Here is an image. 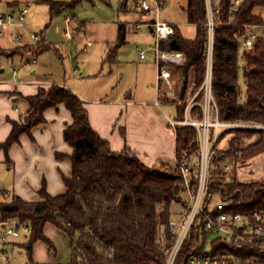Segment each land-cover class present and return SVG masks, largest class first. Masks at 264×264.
<instances>
[{
  "label": "trees",
  "instance_id": "1",
  "mask_svg": "<svg viewBox=\"0 0 264 264\" xmlns=\"http://www.w3.org/2000/svg\"><path fill=\"white\" fill-rule=\"evenodd\" d=\"M81 1L73 0L65 4L56 0H35L37 4L48 6L50 21L62 10L73 8ZM234 2H211L214 23L212 94L219 120L264 126V37L256 39L251 51L240 52V39L245 33V25L263 24V19L254 10L264 7V0H240L237 6ZM126 4L127 0L120 1L121 11L126 9ZM186 13L187 21L194 29L193 35L184 36L178 26L174 25V33L160 42V49L184 53L185 64L176 68L181 70L182 80L187 63L192 61L187 72L189 78L192 76L193 92H196L204 83L207 68V0H187ZM43 33L35 47L26 49L33 57L51 49ZM124 38V27L119 24L117 41L108 50L104 61L115 60ZM3 51L6 57L19 54L17 47H1L0 55ZM240 57L245 62L243 75L246 99L243 103L239 102ZM203 95L201 91L193 106L197 120L203 117L200 104ZM27 101L29 111L21 123L12 122L10 135L1 145L5 150L18 142L22 134L29 133L32 127L45 122L44 112L48 108H57L63 104L72 116L71 124L64 130V139L72 147V176L64 178L66 192L51 196L43 184L39 191L40 201L26 202L18 198L0 200L1 219H18L30 225L28 241L22 244L28 262L36 264L33 261V247L38 241L54 250L53 243L44 234V227L49 223L63 231L70 240L71 257L68 264H165L168 250L175 242L169 222L179 217L188 203L178 161L183 157H199L197 129L189 125H174L175 161L148 167L128 148L120 152L111 150L109 142L91 127L83 101L70 89L54 84L48 90L40 88L37 94L28 96ZM161 102L175 106L176 121L184 119L186 106L182 105L181 100L176 103L162 96ZM236 132L237 136L230 141L227 150L214 149L204 209L192 225L176 257V262L180 264H185L184 258L196 241L202 240L201 250H204L210 234L203 229L199 232L198 226L199 220L206 214H251L264 209V180L242 183L237 180L234 167L229 171V178H226L227 172L224 170L227 163L234 166L239 159L247 160L264 153V129H238ZM249 133L259 134V139L239 149L240 139ZM190 179L192 185L196 186V173L192 172ZM220 195L230 206L211 211L214 199ZM175 207H179V210ZM161 230L162 242L159 240ZM224 247L220 239L214 241V254Z\"/></svg>",
  "mask_w": 264,
  "mask_h": 264
},
{
  "label": "rangeland",
  "instance_id": "2",
  "mask_svg": "<svg viewBox=\"0 0 264 264\" xmlns=\"http://www.w3.org/2000/svg\"><path fill=\"white\" fill-rule=\"evenodd\" d=\"M56 1L70 4L73 0ZM119 1L120 0H82L73 8L62 10L60 14L50 21L49 8L45 4H37L35 0H0L1 13H10L14 10V7L18 6L20 3L27 4L29 13L26 17L25 27L23 29L24 41L34 42L31 39L32 35H37L40 40L41 32H44L45 41L51 45L50 50L33 57L26 49L35 47L38 41L24 46H17L18 43L11 36L12 29L6 28L5 34L0 37L1 47L12 48L17 46L19 52L17 55L24 56L25 54H29L36 60V63L34 69H32V66L22 67L20 58H15L13 63L10 62L6 65L5 77L11 82L15 81V78L12 76L13 69H15L18 72L17 79L20 78L22 81L32 79L45 80L50 82L51 85L67 84L72 88L73 84H78V88L80 89L81 87L90 98H103V100L107 98H116V100H118L124 98L128 94H133L135 100H149L152 103L157 102V63L154 59V52L152 50L154 39L151 37L150 29L147 26H142L138 31H135L132 26V23L134 25V22L141 19V15L137 14L134 9L137 0H127L126 13L119 9ZM186 1L187 0H165V6L160 14V19L178 26L184 36L191 37L194 33V29L187 21ZM212 1L217 2L218 0L209 1L208 14L210 18L212 17ZM234 3L235 6L238 5L236 4V0ZM255 11L257 14L262 13L264 18V7H258ZM66 17L71 18L68 26L72 33L71 38H67L65 33ZM120 20H127L129 22L130 29L126 32L127 41L117 50L116 59L113 62H106L104 59L106 57L107 42L115 41L116 43L118 36L117 28ZM79 23H82L80 27ZM47 25L48 27L45 29ZM77 27L78 29H76ZM89 42L91 43L90 45ZM242 51L241 49L240 52L242 53ZM141 52L145 53V59L140 57ZM3 54L6 53L3 51L1 55ZM244 63V59L239 60L238 84L241 91L243 90L241 99H243L245 95L242 72ZM33 70L35 74H32ZM170 70L172 72L171 88L166 85H161L160 88L165 94V97L177 103L180 101L179 92L183 82L182 74L181 70H177L175 67H171ZM74 71L79 75L81 74L82 78H76ZM191 82L192 76H190L188 80L187 92L185 98L181 100V102L183 106H186L184 116L196 119L192 105H195L193 102L199 97L201 87L196 92H193V89L190 90L188 94ZM173 91L174 93L170 94V92ZM202 102L203 99L201 103ZM162 110L172 118H175L177 115L174 105L163 103ZM215 115L213 113L212 118H214ZM231 123H236L238 125H256L243 122ZM238 129L252 130L259 128L232 126L219 130V133L220 131L221 133L214 145V149L219 151L227 150L229 146L223 149L217 147V145L222 139L227 141L229 145L230 141L237 136L236 130ZM252 136L253 133L243 136L238 143V148L242 149V147H247L245 145H247L249 141L248 138H252ZM42 161L44 164L49 165L50 171H52V169L56 171L55 166H52V163L45 159V157ZM244 161L246 160L239 159L234 166L232 163H227L229 164V169L225 170L224 166V170L227 172L226 178L230 177L229 171L233 167L236 172V165L238 162L242 163ZM250 161L251 162H245V167L239 169L237 172V179L240 182L258 181V178L264 177V163H262L263 155L257 156ZM0 179V200L7 201L8 194L4 192L1 193L2 189H7V185L2 181L1 175ZM216 201L217 198L214 199L213 204ZM175 209L179 210V207H175ZM51 231L52 233L47 236L57 249L59 261H68L70 258L68 236L53 227ZM29 235V233L21 234L17 239H13L12 244L5 247L8 252L10 264H30L27 259L26 251L22 247V244L28 241ZM159 240L161 242L163 241L162 230L160 231ZM34 253V259L41 262L40 264L46 262L47 259H49L48 257H53L52 252L48 250L47 244L41 241L34 245ZM0 263L3 264L2 259ZM176 264L180 263L176 262Z\"/></svg>",
  "mask_w": 264,
  "mask_h": 264
},
{
  "label": "crops",
  "instance_id": "3",
  "mask_svg": "<svg viewBox=\"0 0 264 264\" xmlns=\"http://www.w3.org/2000/svg\"><path fill=\"white\" fill-rule=\"evenodd\" d=\"M126 9L122 12L126 13ZM255 10L254 13L256 12ZM255 14L263 19V24L254 26V29L259 36L264 37V18L262 13ZM140 15L141 19L134 22V25L132 23L135 31L141 29L135 27L138 22L146 21L144 16L142 14ZM118 24L124 27L125 32L124 42L119 47L121 48L127 41L126 32L130 28L127 20H120ZM80 25L82 23H79V27ZM67 26H69V23L66 24ZM149 31L153 38L152 31ZM65 33L67 38H71V32L68 34L65 31ZM114 44L115 41L107 42L106 55ZM116 56L117 54L115 55V59ZM15 58H20L22 67L25 61L32 59L29 54H25L24 56L15 55L12 57L0 55V175L2 176V181L7 185V189H2L1 193L8 194L7 201L18 198L26 202H36L41 200L39 191L43 184H45L46 191L51 196L61 195L66 192L64 178H71L72 176V163L70 160L72 147L64 139V130L71 124L72 116L63 104H59L57 108H48L44 112L45 122L32 127L29 133L22 134L19 141L13 143L8 150H5L1 146L10 135L12 122L21 123L28 113L29 103L27 97L37 94L40 88L49 89L51 86L50 82L45 80L32 79L22 81L20 78L17 79L18 73L15 76L12 74L15 81H9L4 75L6 65L10 62L13 63ZM240 59L243 58L240 57ZM34 67L32 66V69ZM74 73L76 78H82L81 74L79 75L75 71ZM32 74H35L34 70ZM243 82L245 95L241 99L243 90L241 91L240 89L239 102L241 103L246 99L244 75ZM60 86L70 89L83 101L84 107L88 112L91 127L103 139L109 142L111 150L120 152L128 148L134 151L139 159L148 167L175 161V130L174 126L169 123V119L175 120V118L163 112V102L161 100L160 104L157 105L156 102L152 103L149 100H135L133 94H128L118 100L116 98L103 100V98H90L81 87L80 89L78 88V84H73V88L67 84H61ZM258 139L259 134L254 133L252 138H248L249 141L245 146L253 144ZM228 146V142L223 139L217 145V147L223 149L228 148ZM260 155H263L262 163H264V153H260L242 163L238 162L236 165V177L238 170L245 167V162H251L250 160ZM44 157L52 163V166H55L56 171L53 169L50 171L49 165L43 163L42 159ZM258 179V181H262L264 177L262 176ZM255 181L257 180H253L252 182ZM52 227L57 229L52 224L48 223L45 225L44 234L46 237L52 233ZM57 230L64 233L59 229ZM68 243L71 257V244L69 240ZM48 250L52 252L53 257H48L49 259L46 262H42V264H68L70 262V258L66 262L59 261L55 245L54 250L49 247ZM34 254L33 247V261L36 264H40L41 262L34 259Z\"/></svg>",
  "mask_w": 264,
  "mask_h": 264
},
{
  "label": "built area",
  "instance_id": "4",
  "mask_svg": "<svg viewBox=\"0 0 264 264\" xmlns=\"http://www.w3.org/2000/svg\"><path fill=\"white\" fill-rule=\"evenodd\" d=\"M209 1L207 0L208 7ZM239 1L236 0V4H239ZM164 6L165 0H137L134 7L135 11L142 14L146 19V21L138 22L135 27L147 26L152 31L154 39L152 50L157 63V105L160 104L161 97L164 95L160 88L161 85L171 88L172 72L170 68L180 67L186 61L185 55L181 51L160 49V42L170 37L175 30L172 23L160 19ZM28 13V5L25 3L15 6L10 13L0 12V36L5 34L6 28H11V36L18 43L17 46H24L39 41L37 35L31 36L34 42L24 41L23 29ZM70 21V17L65 18L66 24L70 23ZM207 25L209 32L207 68L204 83L200 88V91L204 92L203 102L200 103L204 116L202 120L191 117H185L182 121L169 119V123L172 126L183 124L197 129L200 153L198 158L183 157L178 161L185 183L188 203L182 214L179 217L172 218L169 222V229L175 235V242L168 250L165 264L176 263V257L181 251L192 225L204 209V202L209 189L210 160L214 153V145L221 133V131L219 133V130L232 126L264 129V126L238 125L219 120L211 83L214 27L212 17H209ZM66 31L70 34L68 26ZM258 37L259 35L255 31L254 26L245 25V33L240 39V48L243 51H251ZM140 57L142 59L145 58V53L141 52ZM35 63L36 60L32 58L25 61L23 66H34ZM17 73V70L13 69L12 74L15 76ZM192 89L193 82H191L188 94ZM170 93H174V91ZM193 104H196V101ZM212 113L216 114L214 118H212ZM228 169L229 164L225 165V170ZM192 172L196 173L198 181L196 186L191 183L190 174ZM228 206H230V203L220 195L217 197V201L212 204L210 210H222ZM198 228L199 232L203 229L210 236L206 241L204 250H201L202 240L194 243L184 258L185 264H264V209L256 210L251 214L233 212H221L216 215L206 214L204 218L199 220ZM29 232L30 225L28 223L21 222L18 219L3 220L0 217V261L2 259L3 264H10L5 247L12 244L13 239H17L21 234ZM217 239H220V242L225 247L220 248L214 254L213 243Z\"/></svg>",
  "mask_w": 264,
  "mask_h": 264
},
{
  "label": "water",
  "instance_id": "5",
  "mask_svg": "<svg viewBox=\"0 0 264 264\" xmlns=\"http://www.w3.org/2000/svg\"><path fill=\"white\" fill-rule=\"evenodd\" d=\"M192 65V61L188 62L187 65H186V73H185V77L183 79V82H182V85H181V88H180V92H179V99L180 100H183L185 98V95H186V92H187V85H188V80H189V77H188V69L189 67Z\"/></svg>",
  "mask_w": 264,
  "mask_h": 264
}]
</instances>
